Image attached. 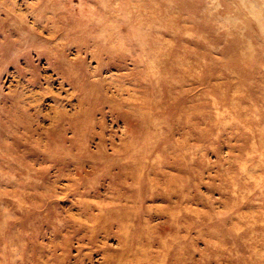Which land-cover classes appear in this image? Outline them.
Wrapping results in <instances>:
<instances>
[{"label": "rangeland", "instance_id": "obj_1", "mask_svg": "<svg viewBox=\"0 0 264 264\" xmlns=\"http://www.w3.org/2000/svg\"><path fill=\"white\" fill-rule=\"evenodd\" d=\"M0 264H264V0H0Z\"/></svg>", "mask_w": 264, "mask_h": 264}]
</instances>
